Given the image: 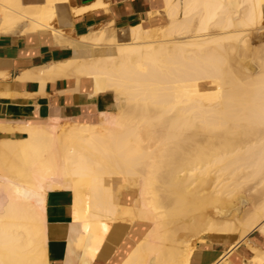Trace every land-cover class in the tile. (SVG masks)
<instances>
[{
    "label": "bare ground",
    "instance_id": "6f19581e",
    "mask_svg": "<svg viewBox=\"0 0 264 264\" xmlns=\"http://www.w3.org/2000/svg\"><path fill=\"white\" fill-rule=\"evenodd\" d=\"M164 5L165 25L88 34L79 44L84 56L41 73L43 81L71 70L75 86L89 84V97L112 91L118 98L97 117L24 123L25 138L0 141V264L49 263L45 200L52 189L72 193L70 263L90 264L110 227L123 221L130 234L138 230L128 237L120 264H190L204 235L264 233V44L251 49L255 68L248 66L251 57L247 66H238L239 59L233 65L226 43L239 37L242 52L250 49L243 38L262 27L264 0ZM33 15L40 19L42 12ZM104 41L110 53L100 49ZM210 179L215 185L207 189ZM239 179L261 187L251 216L239 225L220 219L223 208L205 216L203 204L221 203ZM197 188L199 206L192 200ZM131 194V204H122ZM195 210L200 218L180 221ZM234 245L212 263L229 264Z\"/></svg>",
    "mask_w": 264,
    "mask_h": 264
},
{
    "label": "crops",
    "instance_id": "0c3cea01",
    "mask_svg": "<svg viewBox=\"0 0 264 264\" xmlns=\"http://www.w3.org/2000/svg\"><path fill=\"white\" fill-rule=\"evenodd\" d=\"M164 6V0H0V141L25 138L24 123L52 118H58L61 123L68 117H94L92 111L97 114L103 111L100 99L107 97L109 92L89 97V84L81 81L78 87L75 86L76 79L71 70L67 75L43 81L41 73L50 64L57 65L77 57L82 37L88 34L101 30H127L138 26L137 23L149 30L165 25ZM40 12L42 18H35L33 14ZM113 105L114 100L105 110H111ZM46 196L47 262L78 264V260L71 263L66 260L72 193L67 189H52ZM120 225L110 227L90 264H120V257L126 255L123 253L128 237L138 230L133 227L130 234L127 221ZM256 229L244 236L234 233L205 245L201 243V249L195 250L190 264H222L221 261L212 262L232 242L235 247L227 256L229 264H264V233Z\"/></svg>",
    "mask_w": 264,
    "mask_h": 264
},
{
    "label": "rangeland",
    "instance_id": "374dc122",
    "mask_svg": "<svg viewBox=\"0 0 264 264\" xmlns=\"http://www.w3.org/2000/svg\"><path fill=\"white\" fill-rule=\"evenodd\" d=\"M261 26V25H260ZM241 38V37H240ZM243 39H245L246 41H247V45H246V50H247V48L249 49V50H247V52L248 53H250V54H248L246 51H244V52H242L243 50H244V48H243V50H242V48L241 47H243V45H242V39H240L239 40V37H234V38H230V39H228V40H226V43L228 44V46H232V50H230V54H231V56H232V62H233V65H235L234 63L236 62H239L238 61V59L239 60H242V61H240V63H237L238 64V66H240L241 65V63H242V65L245 63V64H247V62L252 58V51H254V50H251V49H253L254 47L255 48H257L258 46H260V45H263L264 44V23H262V27L259 29V30H254V31H251L250 32V35H246V36H244V38ZM238 42H237V41ZM241 41V42H240ZM240 43H241V45H240ZM106 44V45H105ZM108 44L110 45V42H108V41H104L103 42V47H101L100 48V46H98L100 49H104V54L108 51V53H110L109 52V50L110 49H108V48H106V47H108ZM250 44V45H249ZM255 44V45H254ZM105 45V46H104ZM252 45H254L253 47H252ZM107 50V51H106ZM244 53L246 54L247 53V56L246 57H243L244 56ZM107 54V53H106ZM240 55H242V56H240ZM251 55V56H250ZM76 56H84V53H81V51H79L78 53H77V55ZM251 57V58H250ZM249 58V59H248ZM253 59V58H252ZM250 62L251 63H249L248 62V64H251V65H248L249 67H254L255 66V64H256V61H255V64H254V59H253V61H251L250 60ZM253 62V63H252ZM244 64V65H245ZM243 65V66H244ZM247 65H245V66H247ZM255 68H256V66H255ZM105 93H107V92H105ZM105 93H101V94H105ZM100 94V95H101ZM99 96V95H98ZM118 97H117V95L114 93V92H109L108 93V95H107V97H104V98H101L100 99V105H101V108L103 109V110H105V109H107V107L110 105L111 106V103L113 102V100H114V105H115V100L117 99ZM114 105H113V107H114ZM113 107H112V109H113ZM111 109V110H112ZM91 113H93V114H95V116L94 117H97V112L96 111H92ZM63 122H61V123H59L58 122V124H62ZM211 176H212V173L210 174ZM210 176V177H211ZM213 179H210L209 181H208V185H207V189H209V187H210V185L212 186V187H214V183H213V181H212ZM242 179H239L237 182L238 183H234V184H232L231 185V187H229L227 190L228 191H226V194H228L227 196H226V198L224 199V200H222V202L221 203H216L217 204V206H215L216 204H213V206L209 203H206V204H208V205H206L205 203V205L203 204V206L205 207V208H203L202 209V212L204 213V214H206L205 216H217L216 214H218V212H219V208H223L221 211H222V213L219 215L220 216V219L222 220V218H223V221H225V222H227L228 224H233V223H235V225H239L240 223H243L244 221H245V219H247L248 217H250L251 216V214H252V212H254V210L256 209V207H258V204H259V202L261 201V197H262V193L260 192L261 191V187L259 186V185H256L255 183L256 182H254V181H256V180H252V181H243ZM211 183V184H210ZM247 183V184H246ZM237 184V185H236ZM233 185H235V186H233ZM198 185L196 184V185H193V187H191V189H193L194 187H197ZM256 186V187H255ZM234 187V188H233ZM211 188V187H210ZM196 189V188H195ZM194 189V192L192 191V193H194V194H192L193 195V197H192V200H193V198H197L198 199V197H197V192H199V188H197V190H195ZM214 189V188H213ZM260 189V190H259ZM130 190V189H129ZM232 190V191H231ZM126 191H128V189H123V192H126ZM132 191H134V190H132ZM260 192V193H259ZM258 193V194H257ZM199 194V193H198ZM33 196L36 198V196L37 195H35L34 193H33ZM195 196V197H194ZM199 196V195H198ZM134 197H135V195L133 194H131V195H126L125 196V198H123L122 197V201H121V203L122 204H131V201L134 199ZM260 198V199H259ZM127 199H129V200H127ZM197 199H194L196 202H197V204L196 205H198V203H200V200H201V198H199L200 200L198 201ZM193 200V202H195ZM192 202V204H191V206L190 207H192V205L194 204ZM195 202V203H196ZM223 202H225V203H223ZM202 203V202H201ZM225 204V205H224ZM195 205V206H196ZM199 205H201V204H199ZM198 205V206H199ZM219 206V207H218ZM189 207V208H190ZM208 207V208H207ZM217 207V208H216ZM205 209V210H204ZM226 211H225V210ZM210 210V211H209ZM217 211V212H216ZM224 211V212H223ZM196 210H195V213L193 212V211H189V212H184V214L183 215H181V218H180V221H182L183 223L185 222V221H190V220H192L191 218H194V216H196L197 214H196ZM201 212V211H200ZM192 213V214H191ZM211 213V214H210ZM191 216H190V215ZM195 214V215H194ZM213 214V215H212ZM186 215V216H185ZM194 215V216H193ZM190 218V220H189V218ZM197 218H200V217H198V215L196 216ZM195 217V218H196ZM184 218H186V219H184ZM188 218V219H187ZM226 220H228V221H226ZM183 219L185 220V221H183ZM182 222H180V224H182ZM115 225H119V224H115ZM184 225V224H183ZM185 225H189L187 222L185 223ZM236 234H238L239 235V232L238 231H236L235 232ZM199 236H202V233H200L199 234ZM206 237V238H205ZM202 238H204L203 240L204 241H199V240H196L195 242V244H194V249L195 250H200L201 249V246H202V244L203 245H205L206 244V242L208 243L209 241H215L216 240V238L217 237H215V235H210V236H206V235H204ZM208 239V240H207ZM202 243V244H201Z\"/></svg>",
    "mask_w": 264,
    "mask_h": 264
}]
</instances>
